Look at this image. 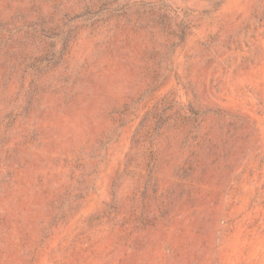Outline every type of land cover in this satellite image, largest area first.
<instances>
[{"label":"rangeland","instance_id":"obj_1","mask_svg":"<svg viewBox=\"0 0 264 264\" xmlns=\"http://www.w3.org/2000/svg\"><path fill=\"white\" fill-rule=\"evenodd\" d=\"M0 264H264V0H0Z\"/></svg>","mask_w":264,"mask_h":264}]
</instances>
